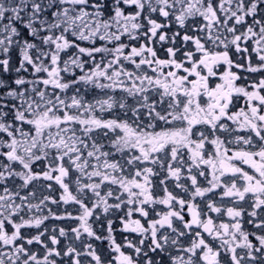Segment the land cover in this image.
Returning a JSON list of instances; mask_svg holds the SVG:
<instances>
[{"label":"snow or ice","instance_id":"snow-or-ice-1","mask_svg":"<svg viewBox=\"0 0 264 264\" xmlns=\"http://www.w3.org/2000/svg\"><path fill=\"white\" fill-rule=\"evenodd\" d=\"M0 264H264V0H0Z\"/></svg>","mask_w":264,"mask_h":264}]
</instances>
